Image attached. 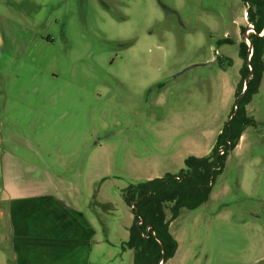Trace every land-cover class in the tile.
<instances>
[{"label": "rangeland", "instance_id": "rangeland-1", "mask_svg": "<svg viewBox=\"0 0 264 264\" xmlns=\"http://www.w3.org/2000/svg\"><path fill=\"white\" fill-rule=\"evenodd\" d=\"M246 11L240 0H0V208L45 188L44 173L60 177L95 230L87 264H134L123 191L210 152L244 80ZM246 110L255 125L210 200L170 225L167 264H264V76ZM8 231L5 216L0 241ZM14 258L0 242V264Z\"/></svg>", "mask_w": 264, "mask_h": 264}, {"label": "trees", "instance_id": "trees-1", "mask_svg": "<svg viewBox=\"0 0 264 264\" xmlns=\"http://www.w3.org/2000/svg\"><path fill=\"white\" fill-rule=\"evenodd\" d=\"M240 1L247 6V21L254 32L247 37L252 44L251 53L246 40L240 44L244 80L238 85L236 96L245 93L239 108L233 111L207 155H190L178 174L132 183L123 191L135 223L122 247L134 252V264H167L175 256L178 243L170 232L171 223L182 209L196 210L210 200L215 178L222 173L229 153L236 149L246 129L255 125L254 119L247 116L246 107L258 93L264 76V0ZM246 31L241 29L243 35ZM251 68L253 75L245 85ZM220 148L225 149L224 155H219ZM139 222L142 224L138 225Z\"/></svg>", "mask_w": 264, "mask_h": 264}, {"label": "crops", "instance_id": "crops-1", "mask_svg": "<svg viewBox=\"0 0 264 264\" xmlns=\"http://www.w3.org/2000/svg\"><path fill=\"white\" fill-rule=\"evenodd\" d=\"M44 174L48 185L35 188V195L2 199L7 209L0 208V218L9 217L10 232L0 242L9 239L16 264H87L95 230L80 206L79 188Z\"/></svg>", "mask_w": 264, "mask_h": 264}, {"label": "water", "instance_id": "water-1", "mask_svg": "<svg viewBox=\"0 0 264 264\" xmlns=\"http://www.w3.org/2000/svg\"><path fill=\"white\" fill-rule=\"evenodd\" d=\"M249 30H251V31L254 32L253 27H252L251 29H249ZM246 39H247L248 42H249L248 47H249V51H250V53H251V52H252V44H251V41L249 40V38H246ZM246 39H245V40H246ZM249 60H250V59H249ZM252 75H253V70H252V68H251V74H250V76L246 79L245 85H247V83H248V81L250 80V78H251ZM244 93H245V91H244V92L242 93V95L239 96V97L237 98V100H236V104H235V109H236V110L239 108L240 101H241L242 96H243Z\"/></svg>", "mask_w": 264, "mask_h": 264}, {"label": "built area", "instance_id": "built-area-1", "mask_svg": "<svg viewBox=\"0 0 264 264\" xmlns=\"http://www.w3.org/2000/svg\"><path fill=\"white\" fill-rule=\"evenodd\" d=\"M224 153H225V149L224 148H220L219 155H224ZM141 224H142V222L138 223V225H141ZM149 231H150V227L147 228V232H149ZM145 237H147V236H145Z\"/></svg>", "mask_w": 264, "mask_h": 264}]
</instances>
